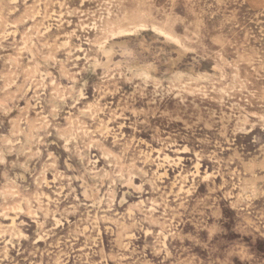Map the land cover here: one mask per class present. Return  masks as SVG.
<instances>
[{
	"label": "rangeland",
	"instance_id": "1",
	"mask_svg": "<svg viewBox=\"0 0 264 264\" xmlns=\"http://www.w3.org/2000/svg\"><path fill=\"white\" fill-rule=\"evenodd\" d=\"M0 264H264V0H0Z\"/></svg>",
	"mask_w": 264,
	"mask_h": 264
},
{
	"label": "bare ground",
	"instance_id": "2",
	"mask_svg": "<svg viewBox=\"0 0 264 264\" xmlns=\"http://www.w3.org/2000/svg\"><path fill=\"white\" fill-rule=\"evenodd\" d=\"M144 30V29H143ZM99 51H100V53H101V55L106 59V62L108 63L109 61H110V59H111V56H112V54H113V44L111 43V44H109V43H107V42H104V43H102V44H100L99 45ZM181 55V54H180ZM135 69V68H134ZM142 69H144V68H142ZM141 73L142 74H146L145 73V71H143V70H141ZM144 85H146V84H144ZM153 86V85H152ZM154 87V86H153ZM227 141V140H226ZM200 166V165H199ZM165 173V172H164ZM167 177V176H166ZM162 182V181H161ZM158 190V189H157ZM252 191V190H251ZM92 193V192H91ZM187 193V192H186ZM188 194V193H187ZM238 199V198H237ZM119 205V204H118ZM145 233V232H144ZM147 233V232H146ZM99 234V233H98ZM100 235V234H99ZM163 239H164V237H163ZM164 241H165V239H164ZM164 243V242H163ZM94 244V243H93ZM162 246H164V244L162 245ZM101 256V255H100Z\"/></svg>",
	"mask_w": 264,
	"mask_h": 264
}]
</instances>
